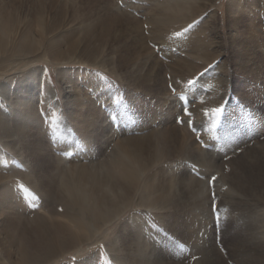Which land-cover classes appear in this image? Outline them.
Wrapping results in <instances>:
<instances>
[{"label":"bare ground","instance_id":"bare-ground-1","mask_svg":"<svg viewBox=\"0 0 264 264\" xmlns=\"http://www.w3.org/2000/svg\"><path fill=\"white\" fill-rule=\"evenodd\" d=\"M217 2L218 0H154V5L148 8L144 16L152 18L150 28H154L151 30V35L153 40L157 41L156 34L162 27L168 29V26L178 24V27L185 28L186 25L209 14L198 24L200 26L198 30L203 35L202 39L197 38L192 44L195 36L192 35L186 40L179 36L185 45L181 43L179 45L177 42L176 47L185 55L176 54L177 57L173 53L169 55V58L175 59L169 63L175 61L174 70L179 71L180 74L189 71L195 74L202 69L201 62L210 64L221 61L222 63V58L229 53L233 58H231L234 67L232 71L235 70L236 74L241 75H255L258 72V64L264 63L262 42L264 0H228L225 18L221 17L220 11L213 8L217 6ZM210 9H213L211 13H209ZM142 20L121 9L114 0H0V80L5 74L32 66L28 68L31 70L28 75L18 82L16 87V98L14 97L16 122L10 123L9 118L3 117L0 113V140L3 142L1 143L3 150L0 147V161L12 162L11 159L16 157L24 168L25 177L31 178V185L44 197V205L58 202L68 210V214L62 219L45 214L38 216V211L35 210L32 213L25 211L27 209L22 206L19 197L3 186L5 175H2L4 169L1 170L2 165H0V264H53L73 253L84 252L86 246L90 250L93 245L107 237L104 233L117 220L135 207L145 211H156L157 214L165 213L162 215L164 218L159 220L162 223L173 222L172 227L177 225L180 234H183H179L182 239L188 235L189 238L193 237L198 225L207 221L206 206L209 203L212 205L209 179L222 169L224 163L220 161L221 154L207 156L206 152L204 153L197 145L190 131L168 118L165 119L166 110L160 117L158 112L155 113L149 124L163 128L152 130L142 136L116 134L114 139V135L107 132L108 128L100 110L91 102L92 97H89L88 88H97L92 73L85 71L86 68L83 69L82 66L71 67L91 65L107 70L135 91L157 98L161 110L162 107L173 110L175 99L168 96L167 74H165L168 70L164 71V62L148 43L149 39L144 33ZM223 20L225 30H228V46H225L224 40L227 37L223 38L224 35L221 33ZM160 46L159 49L164 48L163 44ZM42 61L61 68L60 76L64 86L66 107L76 128L84 139H87L84 141L81 138L84 141L82 145L67 143V147L79 152L82 150V153L88 149L90 154L95 156L93 146H89L88 140L94 138L92 136L94 133L99 137L101 135L100 147L107 149L112 147L106 159L102 157L104 162L95 164L96 156H91L92 160L95 158L93 164L90 166L80 164L76 160H68L69 158L53 154L48 149L49 146L47 147L46 141L40 134L42 125L48 120L42 117L38 102L33 98L35 69L39 68L37 63ZM223 63L222 68H227ZM201 91L196 92V95L198 96ZM47 101L60 109L55 94L50 92ZM11 110L13 111L12 108ZM212 118L214 119L213 116ZM262 127L260 134L264 136V126ZM259 145L250 150L247 148L245 155L233 159L231 174L224 175L216 182L221 188L226 187V192H231V195L225 197L233 198L232 195L237 193L244 195L246 199L251 196L257 200H264V178L260 176L264 171V142ZM9 153L13 157L8 158ZM96 153L100 156L101 150L97 149ZM182 158L201 165L206 174H209L208 179L206 178L208 175L199 179L200 177L185 172L183 175H180V172L174 173L175 170H172L174 166H170L174 176L168 171L169 167L167 173L163 167L164 170L160 168L161 171H155L153 176H149V172L159 165ZM257 163H261L258 168L261 170L255 175L257 171L253 167ZM19 171L16 168L9 169V173H19ZM185 190L192 196V205L195 206L191 209H194L193 213L196 215L192 212H187V215L181 213L186 203L183 196ZM251 200L246 201L249 203ZM44 205L39 207L42 208ZM21 210H24L23 213ZM208 210L210 221L205 229L213 230L210 228L211 225H215L214 219H211L213 215L211 206ZM192 216L194 218L190 221V225H187ZM135 217L130 218L129 223L124 221L127 224L122 223L123 226L120 224L121 228L117 231L116 238L112 240L117 247L114 251L121 256L122 263L173 264L165 261L167 256L165 250L160 253L157 250L159 246H151L148 241L146 242L143 238L145 235L142 236V231L140 233V226L134 223L137 218ZM191 229H195L193 234ZM150 233L149 229L147 235ZM252 233L247 238L249 244L243 246L240 243L243 240L241 237L232 239L234 240L231 244L232 254L241 259L246 257L245 264H251L253 261L264 264V238L258 235L257 230ZM205 238L204 236V240ZM203 242L205 244V241ZM203 247L199 244L194 247L198 256L194 264H227L215 245L211 246V251H204L206 249L203 250ZM83 264H93V261L88 258Z\"/></svg>","mask_w":264,"mask_h":264},{"label":"rangeland","instance_id":"rangeland-1","mask_svg":"<svg viewBox=\"0 0 264 264\" xmlns=\"http://www.w3.org/2000/svg\"><path fill=\"white\" fill-rule=\"evenodd\" d=\"M114 1L121 9L125 10L128 13H131L132 15H134L137 18H140L141 20L143 19L142 22L144 25V33L146 37L149 39L148 43L150 44L151 47H153L154 50H156V53L158 54L160 59L164 62V63L162 62L164 71L168 70V72H165V74H167L166 78H167L168 96L174 98L175 103H174V107H172V109L174 108L173 110H168L166 109V107L163 108L162 106L161 107L163 110H161L157 98H153L151 95L147 96L143 94L141 91H137V90L135 91L134 89L129 87L128 84L124 83L122 80L118 79L116 75L112 74L107 70L91 65L71 66L73 68H79L82 66L83 69L86 68L85 71L87 70V72L92 73L91 75L93 76L92 78H94L95 82L97 83V88L95 87L88 88L89 89L88 94L90 96L88 94L87 95L90 98L91 97L93 98L90 99L92 100L91 102L95 103L97 108L100 110L101 116L104 118L106 128H108L107 132L110 135H114V139H116L115 137L116 134H122V133H126L127 135H133V136H142L144 134L146 135L152 130L163 128V126H158L156 128L155 125H152L153 126L152 127L149 124L151 123L150 121L151 117L154 116L155 113L158 112L160 117L166 110L165 111L166 115L164 113V116L166 117L165 119L168 118V120L174 121L178 126L185 128L188 132L190 131L189 133H191V135L194 137L197 145L200 147V149L204 151V153L206 152L205 154H207V156H213L214 154L220 153L221 154L220 161L223 162L224 164L220 172L214 174L209 179L210 182L208 185L210 189V197H211L212 205L211 203H209L206 206L207 209L205 210V212L208 218L207 221H204L203 224L198 225L196 229L197 232L195 229H191L192 234L193 231L195 230L194 231L195 237L193 236L194 239L191 236L190 238L192 239L190 240V238L188 237L190 235L185 237V239H182L180 235L183 234L182 233L180 234L177 225L176 227H172L171 224L173 222H170V224L167 223L166 221L162 223L161 220L159 219H161L163 217L162 215H165V213L157 214L156 211H150V210L145 211L141 208L135 207L131 211L125 213L119 220H117L109 228L108 231L104 233V235L105 234L107 235L106 238H104L98 244L93 245L92 246L93 248H90V250L89 247L86 246L85 247V251L87 250L86 253L85 251L79 254L73 253L71 255L64 257V259L62 258L63 260L59 259L57 261L58 263L55 262L53 264H78L79 262L80 264H83L85 259L88 258L92 259L93 264H123L121 256L114 251V249H116L117 247L115 246V243L112 240L116 238L117 231L119 230V228H121L120 226L124 225L122 223H126L124 221H127L129 223V221L134 216L137 217V218L135 217L137 221L135 220L134 223L137 226H140L139 230L140 233L142 231L141 233L142 236L143 234L145 235L143 236V238L146 239V242L148 241V243H150L151 246L152 245L157 247L159 246L158 248L157 247L156 248L158 251H160V253L165 250L164 252L167 254V256H165V261L167 262L173 264H178V263L194 264L198 258L196 254L197 251H195L194 247L197 244H199L202 247L205 246L202 248L203 250L206 249L204 251H211V246L215 245V247L223 255V258L226 259L227 264H242V263L245 264L244 262H247L246 257L244 259L243 258L241 259V257L234 256L232 254L233 246L231 244L234 241L232 239H235L236 237L239 238L241 237L243 239L240 242L242 243V246L249 244L248 242L249 240H247V238L250 237V235L253 234L252 232L256 230L258 232V235L264 238V200H257L256 198L248 196L247 199H252L248 203L244 195L243 196L241 194L238 195L237 193H235V195L234 194L232 195L233 198L225 197L227 195L228 196L231 195L230 194L231 192L230 193L226 192L227 190L225 189L226 187L222 186L223 188H221L220 185L218 184L219 185L218 186L216 182L219 180V178L223 177L224 175L227 176L231 174L232 172L231 161L233 159L242 157L243 155H245L244 152H246L248 149L250 150L253 149L254 147H258L260 146L259 144L262 145L264 142V136L260 134V131L263 128L262 126H264V71H263L264 63H261L260 65L258 64V72L255 75L236 74L235 70L232 71V69L234 68L232 66L233 58L229 53H226L225 56L222 58V63L227 59L225 63H223L224 67L225 65L227 66V68L225 69L222 68L221 61L220 62L215 61L210 64L201 62V64L200 63L199 64L202 65V69L196 72L195 74H191L190 71L187 73L184 72L180 74L179 71L174 70L175 63L173 62L175 61L169 63L171 60H175L173 58H169V55L172 53L176 57L177 55L180 56L181 54L182 56L185 55L177 49L176 47L177 42H179L178 43L179 45L180 43L181 45H185L183 40H186L187 38L193 35V37L195 36L194 37L195 40H193L192 44H194V41H196L197 38L198 39L201 38L203 35H201V32L199 31L200 26H198V24L199 22L203 21V19H206L209 16V14L204 15L202 18H199L198 21L186 25L185 28L184 26L178 27L179 26L178 24L168 26L169 27L168 29L166 27L165 28L162 27L163 28V29L161 28L163 30L162 32L161 29H159V31L157 30L158 33L159 32L161 33L156 34L157 41H155L153 40V36L151 35V30L154 27L152 29L150 28L151 26L150 21H152L151 20L152 18L151 17L145 18L146 15L144 16L145 13L147 14L148 8L154 5L153 4L154 0L152 1L151 0H114ZM227 4H228V0H218L217 6L213 8L220 11L219 13L221 17L224 16L225 18V8L227 7ZM212 11L213 9H210L209 13H211ZM221 26H222L221 33H223L224 35L223 38L227 37L224 38L226 43L225 46H228V35H227L228 30H225L224 20L221 23ZM163 33L165 34L163 35ZM179 36L183 40L179 39L180 38ZM164 41H168V42L165 43ZM155 42H157L158 44ZM262 42L264 44V32L262 34ZM162 44L164 48L159 49L161 47L160 45ZM37 65H39V68L35 69L37 75L35 73L34 77L36 81H35L33 98L34 101L38 102L39 111L42 117L45 120L46 119L48 120V121L46 120L47 123L45 125H42L43 127L40 130L41 132L40 134L44 139V141H46L47 147L49 146L48 149L50 150V152L52 151L51 153L53 154L55 153L62 158H69L68 160H72V159L76 160V162H80V164L81 163L82 164L84 163L86 165L89 164V166L90 164H93L95 158H96L95 161H97L94 162L95 164L102 161L104 162V159H106V156L107 154L110 153L112 147L110 149H107L106 147H100L101 139L99 140V138L102 137L101 135L99 137L94 133L92 135L94 138L88 140L90 142L89 146L90 145L93 146L92 148L93 151L95 152L94 154L96 157L90 154L88 149L86 150L88 151L89 154L86 153L87 152L86 150L84 151L85 153H82L81 149H80L81 151L79 152V150L77 151V150L69 149L67 147V143H76L82 145V143H84V141L87 139H84V137L80 134V132L76 128V124L71 119V115L69 114V111L66 107L67 105L64 98V86L61 82V76H60L61 68L56 67L46 61L37 63ZM30 67H27L25 69H19L14 72H10L11 74L8 73V75L5 74L3 76L5 78L2 77L3 80L2 79L0 80V84H1L0 113L2 114L3 117L5 118L8 117L9 118L8 120H10L9 122L12 124L17 120L16 110H15L16 103L14 101L16 98L15 97L16 87L18 82L24 80V78L31 71L28 70V68ZM238 75L240 76L238 77ZM250 75L253 77L251 78ZM3 81L5 82L4 85H3ZM207 81L208 83H206L205 85V82ZM249 84L251 86H249ZM200 85L206 87H201ZM85 88L87 89V87ZM257 88H259L261 91H259V89ZM206 89L208 91H206ZM200 90L202 91L204 90L205 93L204 91L203 92L201 91L197 96L196 92ZM50 92L57 96L60 103V109L55 107L54 104L47 101V99H49ZM3 95L5 97H3ZM247 97L248 99H246ZM176 98L178 99V101ZM11 108L13 109V111L11 110ZM217 109H219L220 111L217 112ZM11 116H13L14 118ZM212 116L214 117V119L212 118ZM17 123L19 122L17 121ZM81 138L84 141H82ZM114 139L112 141H114ZM1 143L3 144V142L0 140V147L2 149L3 145ZM94 146L97 147L95 148ZM97 149L99 151L101 150V154H103V156H101V154H99L100 156H98V154L96 153ZM11 153L7 155L8 158H10L11 156L13 157ZM87 154L89 155L88 159H87L88 156H86ZM91 156L95 158L92 160L90 158ZM176 160L173 162H169L167 164L159 165L160 167L158 166V168H154L152 172L151 171L149 172L150 175L149 174L148 175L153 176L156 172L161 171L159 170L160 168L164 170L163 167L166 169V172L165 171L164 172L167 173L169 167L168 170L169 172L175 170L174 173L180 172V175L181 174L183 175V172H185L193 176H197V178L200 177L199 179H203L206 177V175H208L206 177L208 179L209 174H206V172L204 171L205 169L195 161L188 160L186 158H182V160L181 159H176ZM11 161L12 162H8L7 160L6 162L0 161V165H2L1 170L4 169L2 171L3 172L2 175H5L3 186L5 187L6 190H9V192L12 191V193H14L16 196L19 197V199L22 201V206L27 209L25 211L32 213L35 210L38 211L37 213L38 216L45 214L47 216H53L57 219H62L68 214V210L66 209V207L58 202H54V203L49 202L44 205L45 202L44 197L34 189L33 185H31L30 182L31 178L25 177V171L23 170L24 168L22 167L20 161L16 160V157H13ZM260 164L261 163L254 164L253 169L257 171L255 175L256 174L258 175V173H260L261 169H258ZM170 166H174L172 167L173 168L172 170ZM247 167L249 166H246V168ZM12 168L14 169L16 168L17 170L23 171L24 173L20 171L19 173L14 172L15 174L11 172L9 173V169ZM172 172L170 174L174 176V173ZM260 174H261L260 176H262L261 178H264V171H262ZM180 175H178V178ZM183 196L184 199L186 200V203L184 204L183 206L184 210L181 213H185V214L187 212L193 213L194 209L192 210L191 208H193V206L195 205L194 204L192 205L193 200L191 194L185 190V192H183ZM231 201L233 204L231 203ZM43 205L44 207L42 208L39 207ZM210 206L212 208V214H213L212 215L213 218L211 217V219H214L215 222V225L210 226V228H213V230L205 229V226H207V223H209L210 221L209 219L210 215H208V211H209L208 209ZM23 211L24 210H21L22 213ZM193 214L196 215L195 213ZM157 215L159 217H157ZM193 216L192 218H189L187 225H190V221L194 218ZM142 228L145 233L143 232ZM149 229L151 233L147 235ZM198 232H200V235H198ZM203 234H205L204 235L206 237L205 240ZM199 239H201L202 241ZM164 240L166 241L165 243ZM194 241L195 243L197 242V244H195ZM203 241H205V244ZM251 264H258V263L253 261L251 262Z\"/></svg>","mask_w":264,"mask_h":264},{"label":"snow or ice","instance_id":"snow-or-ice-1","mask_svg":"<svg viewBox=\"0 0 264 264\" xmlns=\"http://www.w3.org/2000/svg\"><path fill=\"white\" fill-rule=\"evenodd\" d=\"M220 110L219 109H217V112H219ZM213 179H215V178H213Z\"/></svg>","mask_w":264,"mask_h":264}]
</instances>
